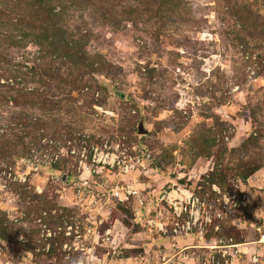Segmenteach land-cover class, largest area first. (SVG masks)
Instances as JSON below:
<instances>
[{
	"label": "rangeland",
	"instance_id": "374dc122",
	"mask_svg": "<svg viewBox=\"0 0 264 264\" xmlns=\"http://www.w3.org/2000/svg\"><path fill=\"white\" fill-rule=\"evenodd\" d=\"M106 143L151 159L80 170L71 150ZM117 185L152 216L190 190L203 234L151 232ZM215 257L264 264V0H0V264Z\"/></svg>",
	"mask_w": 264,
	"mask_h": 264
},
{
	"label": "built area",
	"instance_id": "2783aa9c",
	"mask_svg": "<svg viewBox=\"0 0 264 264\" xmlns=\"http://www.w3.org/2000/svg\"><path fill=\"white\" fill-rule=\"evenodd\" d=\"M73 156L77 157L80 170L86 169L91 176L94 177V173H100L99 170L107 169L111 172L116 171V176H127L128 174L139 171L144 167L145 162L151 159V153L143 154H131L127 149H124L122 144L109 145L108 143L103 146L93 145L87 147V144H82L81 147L71 150ZM59 156L49 157L50 163L48 165L53 166L59 161ZM41 166H34L35 171H38ZM95 167L97 169H95ZM26 177V174H25ZM58 179V178H57ZM88 183V182H87ZM113 197L117 203L125 204L131 201L132 198H139V204L141 206V212L145 211L144 220L147 222V226L151 232H157L159 234L166 235L169 233L168 227L171 225L173 228V236L190 237L195 230H198L200 234L203 232L200 228L203 223L200 224L201 212L205 204L191 193L190 190L183 189L182 187L170 188L164 190L158 195L156 200L160 204V209L156 211V216H152L151 208L155 203V200L146 201V198H142V192L132 188L131 186H120L112 188ZM207 221V220H206ZM200 224V227H198ZM73 228L69 230L68 235L72 236ZM78 240L81 239L79 231H74ZM202 236V235H201ZM80 241H78L79 243ZM76 245H79V244ZM72 249V246H71ZM85 248L82 247L81 250ZM78 250V249H77ZM214 263L222 264L220 261ZM259 260L257 257L252 259V262L257 263ZM232 261L227 260V264H233ZM204 264V263H201Z\"/></svg>",
	"mask_w": 264,
	"mask_h": 264
},
{
	"label": "water",
	"instance_id": "95a60500",
	"mask_svg": "<svg viewBox=\"0 0 264 264\" xmlns=\"http://www.w3.org/2000/svg\"><path fill=\"white\" fill-rule=\"evenodd\" d=\"M121 96H123V94ZM138 131H139L140 135H148L149 134V131L145 128L144 120H142V122L140 123ZM61 177H62L63 182H66L67 175L64 174Z\"/></svg>",
	"mask_w": 264,
	"mask_h": 264
},
{
	"label": "trees",
	"instance_id": "16d2710c",
	"mask_svg": "<svg viewBox=\"0 0 264 264\" xmlns=\"http://www.w3.org/2000/svg\"><path fill=\"white\" fill-rule=\"evenodd\" d=\"M248 181V177H245L244 178V182L246 183Z\"/></svg>",
	"mask_w": 264,
	"mask_h": 264
}]
</instances>
